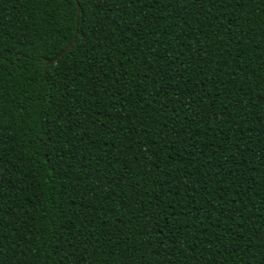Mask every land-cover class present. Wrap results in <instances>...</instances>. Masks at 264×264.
Segmentation results:
<instances>
[{"label": "trees", "instance_id": "obj_1", "mask_svg": "<svg viewBox=\"0 0 264 264\" xmlns=\"http://www.w3.org/2000/svg\"><path fill=\"white\" fill-rule=\"evenodd\" d=\"M0 264H264V0H0Z\"/></svg>", "mask_w": 264, "mask_h": 264}, {"label": "water", "instance_id": "obj_2", "mask_svg": "<svg viewBox=\"0 0 264 264\" xmlns=\"http://www.w3.org/2000/svg\"><path fill=\"white\" fill-rule=\"evenodd\" d=\"M77 2V1H76ZM77 6H78V17H79V14L81 12V6L80 4L77 2ZM78 27V22H77V26ZM76 35H77V29H76V32H75V35H74V38L72 40V42L66 47V49L61 53L59 54V56L55 57L51 62H46V64H50L52 62H56L59 58H61L65 53H67L69 51V49L71 48L73 42L75 41V38H76Z\"/></svg>", "mask_w": 264, "mask_h": 264}]
</instances>
